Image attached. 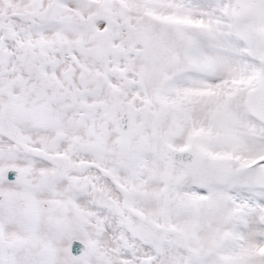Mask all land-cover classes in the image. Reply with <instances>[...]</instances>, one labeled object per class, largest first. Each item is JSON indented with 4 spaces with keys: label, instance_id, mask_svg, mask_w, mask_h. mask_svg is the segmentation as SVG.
Instances as JSON below:
<instances>
[{
    "label": "snow or ice",
    "instance_id": "6c2138e0",
    "mask_svg": "<svg viewBox=\"0 0 264 264\" xmlns=\"http://www.w3.org/2000/svg\"><path fill=\"white\" fill-rule=\"evenodd\" d=\"M0 264H264V0H0Z\"/></svg>",
    "mask_w": 264,
    "mask_h": 264
}]
</instances>
